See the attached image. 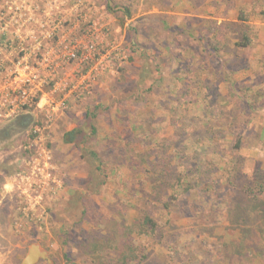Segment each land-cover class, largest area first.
<instances>
[{
	"label": "rangeland",
	"instance_id": "obj_1",
	"mask_svg": "<svg viewBox=\"0 0 264 264\" xmlns=\"http://www.w3.org/2000/svg\"><path fill=\"white\" fill-rule=\"evenodd\" d=\"M0 73L32 117L0 143V264H226L264 183V0H0Z\"/></svg>",
	"mask_w": 264,
	"mask_h": 264
},
{
	"label": "trees",
	"instance_id": "obj_2",
	"mask_svg": "<svg viewBox=\"0 0 264 264\" xmlns=\"http://www.w3.org/2000/svg\"><path fill=\"white\" fill-rule=\"evenodd\" d=\"M126 18H130L128 10L125 14ZM246 45V44H244ZM79 134V132H77ZM64 136H69L66 143H72L76 139L75 132L70 131ZM97 159V158H96ZM157 170L151 167L155 178H151L154 182L165 179L169 175L168 164L165 159L158 160L155 164ZM178 181H183L179 178ZM177 181V182H178ZM179 183V182H178ZM256 193H253V188L239 190L233 195L232 203L227 212V226H230L232 231H236L238 235L237 242L223 243V259L226 264H264V183L261 182L255 185ZM151 198V195L147 196ZM229 207V205H228ZM261 214L260 218L254 219L255 213ZM140 229L142 233H154L155 221L145 213H141ZM258 220V221H257ZM139 264H142L139 263ZM184 264V263H179Z\"/></svg>",
	"mask_w": 264,
	"mask_h": 264
},
{
	"label": "flooded vegetation",
	"instance_id": "obj_3",
	"mask_svg": "<svg viewBox=\"0 0 264 264\" xmlns=\"http://www.w3.org/2000/svg\"><path fill=\"white\" fill-rule=\"evenodd\" d=\"M1 80L4 84L5 78L2 73H0V82ZM0 89V143H6L14 137L18 139L26 132L32 124V117L26 110L27 104L18 107L16 103L18 98L28 100L26 94L19 97L18 92H14L12 87H0Z\"/></svg>",
	"mask_w": 264,
	"mask_h": 264
},
{
	"label": "water",
	"instance_id": "obj_4",
	"mask_svg": "<svg viewBox=\"0 0 264 264\" xmlns=\"http://www.w3.org/2000/svg\"><path fill=\"white\" fill-rule=\"evenodd\" d=\"M39 260H47V253L38 245L32 244L20 264H37Z\"/></svg>",
	"mask_w": 264,
	"mask_h": 264
},
{
	"label": "built area",
	"instance_id": "obj_5",
	"mask_svg": "<svg viewBox=\"0 0 264 264\" xmlns=\"http://www.w3.org/2000/svg\"><path fill=\"white\" fill-rule=\"evenodd\" d=\"M22 96H23V94H22Z\"/></svg>",
	"mask_w": 264,
	"mask_h": 264
},
{
	"label": "crops",
	"instance_id": "obj_6",
	"mask_svg": "<svg viewBox=\"0 0 264 264\" xmlns=\"http://www.w3.org/2000/svg\"><path fill=\"white\" fill-rule=\"evenodd\" d=\"M38 107H39V105H38Z\"/></svg>",
	"mask_w": 264,
	"mask_h": 264
}]
</instances>
